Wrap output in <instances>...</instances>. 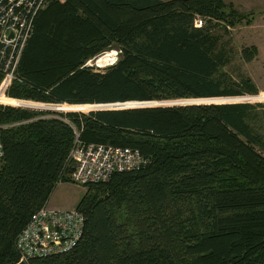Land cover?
Returning a JSON list of instances; mask_svg holds the SVG:
<instances>
[{
    "label": "trees",
    "instance_id": "obj_1",
    "mask_svg": "<svg viewBox=\"0 0 264 264\" xmlns=\"http://www.w3.org/2000/svg\"><path fill=\"white\" fill-rule=\"evenodd\" d=\"M243 19L223 0H47L9 85L0 71V92L8 85L10 105L82 112L0 104V264H26L16 238L55 187L71 182L76 143L128 147L146 163L85 186L76 247L27 264H264L262 104L83 113L88 105L257 95L249 79L223 70L229 58L214 33ZM112 48L116 63L86 66Z\"/></svg>",
    "mask_w": 264,
    "mask_h": 264
},
{
    "label": "built area",
    "instance_id": "obj_2",
    "mask_svg": "<svg viewBox=\"0 0 264 264\" xmlns=\"http://www.w3.org/2000/svg\"><path fill=\"white\" fill-rule=\"evenodd\" d=\"M46 3L47 0H0V71L4 73L3 80L8 85L14 78L22 50L32 34L34 19ZM118 54L119 51L107 53L108 62L104 67L116 63ZM2 157L0 142V160ZM68 158L74 163L70 181L83 186L106 182L113 174L130 172L146 163L138 150L95 143H76ZM83 227L84 216L76 208L61 210L51 208L47 203L42 205L16 238L18 263L27 264L31 259L69 253L78 244Z\"/></svg>",
    "mask_w": 264,
    "mask_h": 264
},
{
    "label": "rangeland",
    "instance_id": "obj_3",
    "mask_svg": "<svg viewBox=\"0 0 264 264\" xmlns=\"http://www.w3.org/2000/svg\"><path fill=\"white\" fill-rule=\"evenodd\" d=\"M225 3H231L233 8L244 17L241 21H236L233 27H229L225 32L222 28L214 27V33L219 35L220 42L225 45L229 63L223 69L234 81L240 78L249 79L258 91V94L246 95L243 97L214 98V99H180L153 102L150 106H179L190 104H209V103H250L262 104L257 110L258 119L255 128L263 136L264 140V0H223ZM195 25H201L200 19L196 20ZM119 51L118 48H112L102 52L97 57L89 60L86 66L96 70H103L107 59V53ZM119 57V56H118ZM250 57V59H248ZM4 82V81H3ZM5 92H0V104L14 107L30 108L34 110L52 111L56 113L82 112L63 104H40L31 101H22L12 99L15 102L26 104L10 105L6 99ZM11 99V98H8ZM208 100V101H207ZM129 102L127 104H134ZM31 105L39 106V108ZM142 104V103H136ZM63 105L62 108H56ZM67 105V104H66ZM69 106V105H68ZM94 106V105H88ZM137 107H142L141 105ZM113 108V107H112ZM135 108V107H134ZM91 111L86 109L83 113ZM54 189L48 199L50 207L62 208L73 200L81 199L86 191V187L80 184L66 182L60 183ZM55 204V205H54Z\"/></svg>",
    "mask_w": 264,
    "mask_h": 264
},
{
    "label": "water",
    "instance_id": "obj_4",
    "mask_svg": "<svg viewBox=\"0 0 264 264\" xmlns=\"http://www.w3.org/2000/svg\"><path fill=\"white\" fill-rule=\"evenodd\" d=\"M139 105H135V104H127V103H123V104H114V105H94L91 106L90 110H97V109H123V108H134L137 107ZM143 106H150V105H141ZM113 107V108H112Z\"/></svg>",
    "mask_w": 264,
    "mask_h": 264
},
{
    "label": "crops",
    "instance_id": "obj_5",
    "mask_svg": "<svg viewBox=\"0 0 264 264\" xmlns=\"http://www.w3.org/2000/svg\"><path fill=\"white\" fill-rule=\"evenodd\" d=\"M59 185H61V184H58V185L56 186V188H57ZM56 188H55V189H56ZM78 201H79V199H77V200H73L72 202H69V203L65 204V205H64V209H62V208H55V209H61V210H72V209H75V207H76ZM47 205L50 207V205H49V201H47ZM54 205H55V204H54ZM51 208H54V207L52 206Z\"/></svg>",
    "mask_w": 264,
    "mask_h": 264
},
{
    "label": "bare ground",
    "instance_id": "obj_6",
    "mask_svg": "<svg viewBox=\"0 0 264 264\" xmlns=\"http://www.w3.org/2000/svg\"><path fill=\"white\" fill-rule=\"evenodd\" d=\"M4 82H7L6 80H4ZM70 106V105H69Z\"/></svg>",
    "mask_w": 264,
    "mask_h": 264
}]
</instances>
